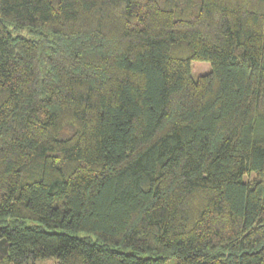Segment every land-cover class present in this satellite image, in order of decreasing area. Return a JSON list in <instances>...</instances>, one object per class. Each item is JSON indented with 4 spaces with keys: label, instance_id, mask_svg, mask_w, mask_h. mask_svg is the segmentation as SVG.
I'll return each mask as SVG.
<instances>
[{
    "label": "trees",
    "instance_id": "trees-1",
    "mask_svg": "<svg viewBox=\"0 0 264 264\" xmlns=\"http://www.w3.org/2000/svg\"><path fill=\"white\" fill-rule=\"evenodd\" d=\"M0 238V264H264V0H0Z\"/></svg>",
    "mask_w": 264,
    "mask_h": 264
},
{
    "label": "rangeland",
    "instance_id": "rangeland-1",
    "mask_svg": "<svg viewBox=\"0 0 264 264\" xmlns=\"http://www.w3.org/2000/svg\"><path fill=\"white\" fill-rule=\"evenodd\" d=\"M210 70V63L206 60H191L190 61V74L193 79L199 75L204 74Z\"/></svg>",
    "mask_w": 264,
    "mask_h": 264
},
{
    "label": "water",
    "instance_id": "water-1",
    "mask_svg": "<svg viewBox=\"0 0 264 264\" xmlns=\"http://www.w3.org/2000/svg\"><path fill=\"white\" fill-rule=\"evenodd\" d=\"M7 251V244L4 238H0V257H2Z\"/></svg>",
    "mask_w": 264,
    "mask_h": 264
}]
</instances>
